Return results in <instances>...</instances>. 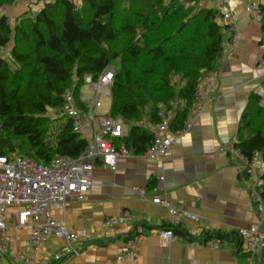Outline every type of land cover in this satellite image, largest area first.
Listing matches in <instances>:
<instances>
[{"label":"trees","instance_id":"1","mask_svg":"<svg viewBox=\"0 0 264 264\" xmlns=\"http://www.w3.org/2000/svg\"><path fill=\"white\" fill-rule=\"evenodd\" d=\"M16 1L0 0V7ZM223 18L218 10H196L188 0H82L81 5L53 0L34 16L24 13L15 25L0 14V155L15 151L45 165L57 154L79 157L87 142L73 121L57 127L51 142L48 113L61 109L63 94L75 78L82 86L86 75L97 78L116 60L121 66L111 86L110 115L135 124L158 121L159 106L164 105L176 113L172 131L181 130L199 87L223 56L228 27ZM12 38L10 56L4 58ZM153 140L138 125L124 138L135 157L145 155ZM16 142L26 149L20 152ZM120 143L114 141L117 147ZM233 147L246 160L242 176L250 180L255 157L264 162V107L258 95L252 96ZM156 181L151 179V189ZM260 183L256 189L264 200V173ZM175 232L203 243L228 242L235 236L224 231L195 236L181 227Z\"/></svg>","mask_w":264,"mask_h":264},{"label":"crops","instance_id":"2","mask_svg":"<svg viewBox=\"0 0 264 264\" xmlns=\"http://www.w3.org/2000/svg\"><path fill=\"white\" fill-rule=\"evenodd\" d=\"M28 1L3 8L1 14L8 15L15 24L24 13L39 12L45 2H52ZM72 1L82 3V0ZM188 2L196 10L206 8L218 10L223 15L230 13L240 35L233 44V32L228 27L224 29L223 56L218 69L203 84V96L195 103L198 115L193 126L175 140L162 159L123 157L115 170L95 164L93 185L85 200L69 199L64 205L51 206L55 219L65 221L73 231H85L89 235L75 245L77 254L55 261V254L65 247L64 242L55 238L27 254L30 229H16L17 216L13 222L7 216V245L5 243L4 247L13 264H20L15 262L18 254L33 255L39 263L46 261L48 264H264V243L253 258L239 245L238 229L255 226L259 217L252 197L255 181L243 178L246 162L232 152L252 96L258 95L264 107V66L259 65L264 59L261 48L264 17L258 18L248 10L251 5L264 8V0H238L232 4L224 0ZM33 3H37L36 8ZM208 95L213 97L210 102ZM82 98L87 99L83 96L79 99ZM104 105L106 111L111 110L112 96ZM257 160L260 182L264 162L261 158ZM159 176L164 178L161 197L179 206L183 213L182 230L195 236L204 231H224L234 233L235 239L221 242L220 248H212L198 243H167L159 237L157 231L166 227L168 217L165 207L152 202L156 193L150 182ZM134 188L143 189L144 197L134 192ZM185 213L196 215L197 220L187 218ZM108 218L120 222L106 227L103 223ZM131 237H141L137 241L135 258L118 261Z\"/></svg>","mask_w":264,"mask_h":264},{"label":"built area","instance_id":"3","mask_svg":"<svg viewBox=\"0 0 264 264\" xmlns=\"http://www.w3.org/2000/svg\"><path fill=\"white\" fill-rule=\"evenodd\" d=\"M236 1L238 0H224L228 4ZM248 10L258 18L264 17V8L260 9L256 5H251ZM223 16L224 24L233 32L231 42L234 44L239 40L240 35L236 31L231 14L224 13ZM261 48L264 50V44ZM259 65L260 67L264 66V59L260 61ZM120 66V60H116L97 78L86 75L82 86H80L77 77L63 94L64 102L60 110L63 115L73 121L75 130L87 142L86 149L79 157L72 158L57 154L49 164L45 165L15 151L7 155H0V259L7 253L4 247L8 228L7 210L12 207L19 208L16 229L26 227L30 229V235L26 242L27 254L39 250L52 238L64 242L65 246L61 252L55 254V261L59 262L66 257L77 254L75 245L86 239L87 233L85 231H73L65 221L55 219L51 214V206L56 203L64 205L69 199L85 200L93 185L92 171L95 164H99L104 169L115 170L121 158L133 157L132 151L124 142V138L128 136L131 127L138 125L153 135L152 146L142 157L162 159L170 152L175 140L193 126L198 115L196 106L192 110V115L185 120L184 127L173 132L171 128L176 113L174 110H169L166 106L160 105L158 112L160 120L149 121L145 119L136 124L127 121L126 133V122L121 117H112L110 111L105 110L104 105L105 100H109L111 97V86ZM211 77L212 74L208 75L205 81L210 80ZM203 84L198 89L196 102L200 101L203 96L202 92L205 87ZM85 87L89 89L87 94L84 92ZM80 96L87 97V99H79ZM90 100L92 104L89 103ZM207 100L210 102L213 97L208 95ZM114 140L121 141L118 147L114 145ZM232 148V152L242 157L234 147ZM225 153L226 150L223 149V154ZM257 158L261 157L258 155L255 157L249 173L251 180L255 181L252 197L259 221L255 226L240 228L237 231L241 240L242 251H245L252 258L256 256L264 243V200L256 189L260 183L256 170ZM244 161L246 162L245 159ZM245 165L247 168V162ZM163 182L164 178L159 176L153 189L156 195L152 199L154 204L161 205L168 211L166 227L157 231L158 236L167 243L178 241L187 242L189 245L198 243L212 248L222 247L221 241L218 240H210L206 243L198 240L188 241L175 232V228L182 226L183 213L180 212L179 206L161 197ZM133 191L141 197L145 195L143 189L134 188ZM127 216L131 217L129 213ZM184 216L197 220L196 215L191 213H185ZM119 222V219L108 218L105 219L103 225L111 227ZM140 239L141 237L127 239L125 249L118 256V261L135 258L137 241ZM25 255L18 254L15 262L20 264H48L46 261L39 263L33 255V258L31 255Z\"/></svg>","mask_w":264,"mask_h":264},{"label":"rangeland","instance_id":"4","mask_svg":"<svg viewBox=\"0 0 264 264\" xmlns=\"http://www.w3.org/2000/svg\"><path fill=\"white\" fill-rule=\"evenodd\" d=\"M19 1H21V2L24 1V2H27V3L29 2L28 0H17L16 3H15V5H17L19 3ZM36 4L37 3H33L34 8H36L35 7ZM15 5H13V6H15ZM3 8H7V7H0V14H1ZM8 8H11V7H8ZM36 13H38V12L35 11V10H33V11L30 12V14L33 15V16L36 15ZM22 16H20L18 19H20ZM18 19L16 20V22L18 21ZM13 43H14V40L12 38V42L9 43L7 49L3 53V57L4 58H7V57L10 56V49L12 48ZM84 92L87 94L89 92V89L85 87L84 88ZM194 106H195V104H194ZM193 108H192V110H193ZM192 110H191V113H192ZM48 116L52 119V126H51V129H50V135H49V139L52 142L54 140V137L56 136L57 127H60L65 121L68 120V118L65 115L62 114L61 110H50L49 113H48ZM16 145H17V148H19L20 146L22 147V148H19V151L20 152L21 151H24L26 149V147H27V145H23V143H21V142H16ZM11 209H14L16 211L13 212V210H11ZM18 210H19V208H17V207H12V208H10V209L7 210V216H8V218H11V221L12 222L15 220V218H16V216L18 214V212H19ZM6 245H7V242H6ZM0 264H13V262H12L11 258L7 254H5L3 256V258H2V263H0Z\"/></svg>","mask_w":264,"mask_h":264},{"label":"bare ground","instance_id":"5","mask_svg":"<svg viewBox=\"0 0 264 264\" xmlns=\"http://www.w3.org/2000/svg\"><path fill=\"white\" fill-rule=\"evenodd\" d=\"M87 236H89V235H87Z\"/></svg>","mask_w":264,"mask_h":264}]
</instances>
